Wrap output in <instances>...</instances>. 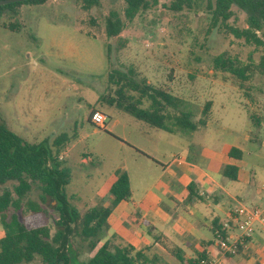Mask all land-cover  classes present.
I'll list each match as a JSON object with an SVG mask.
<instances>
[{
	"label": "rangeland",
	"instance_id": "rangeland-1",
	"mask_svg": "<svg viewBox=\"0 0 264 264\" xmlns=\"http://www.w3.org/2000/svg\"><path fill=\"white\" fill-rule=\"evenodd\" d=\"M100 1L99 7L88 11L78 0L25 5L19 32L3 28L10 22L9 16L1 19L0 122L33 144L45 139L52 143L61 134L68 136L58 159L72 173L66 193L83 213L91 208L92 197L125 158L121 139L116 136L128 138V125L137 121L100 102L109 92V74L121 71L192 103L195 120L200 118L204 104L212 100L209 118L214 124L251 135L249 150L253 153L245 154V162L251 167L255 184L263 187L264 75L255 68L261 54L226 34L223 27L211 29L208 3L215 0H183L180 11L172 8L179 0H158L156 7L130 22L124 19L123 0ZM112 12L123 17L125 28L120 36L108 38L106 21ZM228 24L246 28V14L234 7ZM221 54L251 65L250 79L243 82L216 71L213 58ZM93 108L106 113L108 129H95L88 121ZM116 120L119 124L114 126ZM181 135L173 134V150L184 142ZM220 142L236 146L228 134ZM196 153L198 150L194 156ZM30 198L39 201L40 193L34 190ZM50 204L57 203L50 200ZM48 223L54 234L53 220ZM0 231L4 233L1 225ZM149 253L174 264L161 249ZM93 254L85 249L79 260L87 261Z\"/></svg>",
	"mask_w": 264,
	"mask_h": 264
},
{
	"label": "trees",
	"instance_id": "trees-1",
	"mask_svg": "<svg viewBox=\"0 0 264 264\" xmlns=\"http://www.w3.org/2000/svg\"><path fill=\"white\" fill-rule=\"evenodd\" d=\"M49 0H28L0 6V21L9 16V23L3 28L19 32L21 8L44 5ZM124 19L132 21L143 12L158 5V0H123ZM84 11L99 7L100 0H78ZM183 0L173 4L175 11L182 9ZM237 7L246 14L247 27L240 29L228 24ZM211 11V29L223 27L226 34L259 52L260 59L255 65L259 74L264 75V0H215L208 3ZM123 17L112 12L106 21L108 38L118 37L125 28ZM210 29V30H211ZM251 65H244L238 58L221 54L213 58L216 71L229 73L246 82L253 71ZM109 92L100 98L104 106L115 107L151 127L173 134H192L206 127L209 121L212 101H207L200 109V118L195 120L192 103L170 90L149 85L145 80H136L121 71H113L108 77ZM98 108L92 109L88 116ZM69 141L65 134L52 143L45 140L30 144L0 122V225L4 236L0 239V264H173L158 254L151 255V248L136 249L117 235L107 238L108 217L121 201L131 198L129 176L117 171V180L110 188L114 200L109 207L103 203L85 212L72 204L66 193L72 173L58 159ZM140 152V151H139ZM235 160L242 158L238 148L230 151ZM238 167H223V176L235 181ZM194 185H190L192 191ZM40 193V200L30 198L32 191ZM190 195L189 200L194 198ZM50 200L57 204L51 206ZM53 220L56 231L52 234L48 223ZM221 225H216L215 230ZM225 234V232L223 233ZM104 243L101 244V242ZM155 242L162 246L167 256L175 264H200L208 260L204 252L196 251L188 258L180 247H173L156 237ZM94 253L87 261L81 262L79 256L84 250Z\"/></svg>",
	"mask_w": 264,
	"mask_h": 264
},
{
	"label": "crops",
	"instance_id": "crops-1",
	"mask_svg": "<svg viewBox=\"0 0 264 264\" xmlns=\"http://www.w3.org/2000/svg\"><path fill=\"white\" fill-rule=\"evenodd\" d=\"M118 124L116 120L113 125ZM128 126V138L116 136L121 139L125 158L90 200L91 208L99 203L109 207L114 200L109 191L117 180L116 172L128 174L132 196L118 203L108 217L107 238L117 235L136 249H161L167 256L155 242L161 237L169 245L182 248L188 258L200 251L211 264H264V220L255 223L254 234L245 244H236L239 232L235 229L227 232L231 238L227 249L215 238L216 225L222 226L236 207L259 208L264 213V186L255 184L251 167L245 162V154L253 153L249 150L253 144L249 132L230 131L209 118L206 127L182 134L184 142L176 143L178 147L173 150V133L139 120ZM102 129H108L106 122ZM224 134L233 137L236 146L221 143ZM233 148L241 151L240 160L230 157ZM227 165L238 167L235 181L223 176ZM190 185H194L192 191ZM191 194L195 197L189 200ZM3 236L0 231V239Z\"/></svg>",
	"mask_w": 264,
	"mask_h": 264
},
{
	"label": "built area",
	"instance_id": "built-area-1",
	"mask_svg": "<svg viewBox=\"0 0 264 264\" xmlns=\"http://www.w3.org/2000/svg\"><path fill=\"white\" fill-rule=\"evenodd\" d=\"M107 117L101 111H95L91 115V124L96 128H103ZM62 159V158H61ZM264 220V213L259 208H249L244 205L236 207L230 218L225 221L220 230H215V238L218 245L223 248H229L230 235L227 232L237 230L236 244H245L253 236L255 223ZM225 232V234H223ZM200 264H211L208 260L201 261Z\"/></svg>",
	"mask_w": 264,
	"mask_h": 264
},
{
	"label": "water",
	"instance_id": "water-1",
	"mask_svg": "<svg viewBox=\"0 0 264 264\" xmlns=\"http://www.w3.org/2000/svg\"><path fill=\"white\" fill-rule=\"evenodd\" d=\"M24 1H28V0H0V6L17 3V2H24Z\"/></svg>",
	"mask_w": 264,
	"mask_h": 264
}]
</instances>
